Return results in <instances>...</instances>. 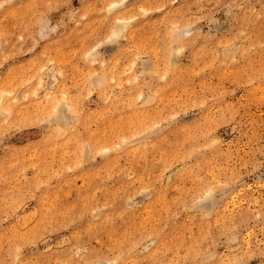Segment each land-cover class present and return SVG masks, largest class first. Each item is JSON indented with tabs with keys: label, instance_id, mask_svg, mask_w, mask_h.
Listing matches in <instances>:
<instances>
[{
	"label": "rangeland",
	"instance_id": "1",
	"mask_svg": "<svg viewBox=\"0 0 264 264\" xmlns=\"http://www.w3.org/2000/svg\"><path fill=\"white\" fill-rule=\"evenodd\" d=\"M0 264H264V0H0Z\"/></svg>",
	"mask_w": 264,
	"mask_h": 264
}]
</instances>
